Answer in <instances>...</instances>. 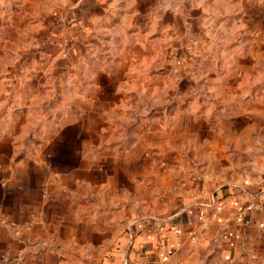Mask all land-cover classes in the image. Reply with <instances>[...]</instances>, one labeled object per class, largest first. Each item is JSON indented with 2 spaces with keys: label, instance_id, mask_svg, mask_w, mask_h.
<instances>
[{
  "label": "crops",
  "instance_id": "crops-1",
  "mask_svg": "<svg viewBox=\"0 0 264 264\" xmlns=\"http://www.w3.org/2000/svg\"><path fill=\"white\" fill-rule=\"evenodd\" d=\"M49 1L21 0L15 11L48 16L72 48L60 59L83 63L89 84L54 88L72 99L41 124L30 96L53 88L0 87V264H264L259 183L207 184L168 215L137 210L147 201H137L136 136L119 129L143 89L133 78L166 75L156 66L199 36L197 9L189 0ZM19 60L26 77L76 72L47 68L37 53Z\"/></svg>",
  "mask_w": 264,
  "mask_h": 264
},
{
  "label": "rangeland",
  "instance_id": "rangeland-1",
  "mask_svg": "<svg viewBox=\"0 0 264 264\" xmlns=\"http://www.w3.org/2000/svg\"><path fill=\"white\" fill-rule=\"evenodd\" d=\"M20 1H0V87L27 82L53 88L30 96L41 124L47 113H61L64 109H57L72 99L71 94H52L54 88L72 92L89 82L83 63L70 67L60 59L72 51L68 36L46 27L50 20L42 13L15 11ZM189 3L198 11L193 21L199 36L185 39L177 59L168 57L156 66L167 67L166 75L133 78L143 89L130 98L129 126L119 127L120 133L136 136L137 201L149 202L137 206L143 213L162 209L171 214L182 201L200 196L207 184L264 187V0ZM26 53L49 57L47 68L58 73L76 72L50 79L48 69H41L26 77L19 60Z\"/></svg>",
  "mask_w": 264,
  "mask_h": 264
},
{
  "label": "built area",
  "instance_id": "built-area-1",
  "mask_svg": "<svg viewBox=\"0 0 264 264\" xmlns=\"http://www.w3.org/2000/svg\"><path fill=\"white\" fill-rule=\"evenodd\" d=\"M5 221H4V219L3 218H0V224L1 223H4Z\"/></svg>",
  "mask_w": 264,
  "mask_h": 264
}]
</instances>
